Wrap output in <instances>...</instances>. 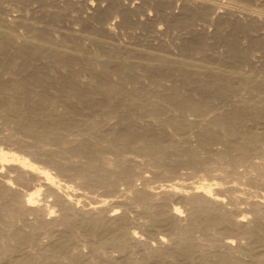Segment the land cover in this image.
<instances>
[{
  "label": "bare ground",
  "instance_id": "1",
  "mask_svg": "<svg viewBox=\"0 0 264 264\" xmlns=\"http://www.w3.org/2000/svg\"><path fill=\"white\" fill-rule=\"evenodd\" d=\"M263 191L264 0H0V264H264Z\"/></svg>",
  "mask_w": 264,
  "mask_h": 264
},
{
  "label": "rangeland",
  "instance_id": "2",
  "mask_svg": "<svg viewBox=\"0 0 264 264\" xmlns=\"http://www.w3.org/2000/svg\"><path fill=\"white\" fill-rule=\"evenodd\" d=\"M99 193H100V192H96V194H99ZM263 193H264V191H263ZM137 226H138V227H137ZM134 228H136V230L138 229L137 231H139V230L142 229V227L140 228V225H135V224H134ZM144 237H145V236H144Z\"/></svg>",
  "mask_w": 264,
  "mask_h": 264
}]
</instances>
